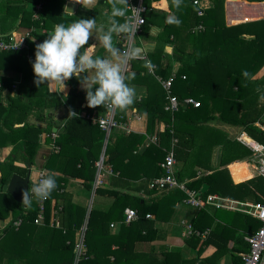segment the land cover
I'll list each match as a JSON object with an SVG mask.
<instances>
[{
    "label": "trees",
    "instance_id": "1",
    "mask_svg": "<svg viewBox=\"0 0 264 264\" xmlns=\"http://www.w3.org/2000/svg\"><path fill=\"white\" fill-rule=\"evenodd\" d=\"M67 1L1 0L0 33H6L18 21L17 27L32 29L31 35L37 38L36 44H39L57 23L68 24L78 18L94 17L98 23H107L110 6L106 0H94L92 6L82 3L74 14L64 12ZM158 1L143 0L145 23L139 35L143 40L155 43L153 50L146 54V59L155 65V69L149 73L143 66L144 60L130 62L129 73L133 78L129 83L145 86V96L136 98L134 105L127 110H116V119L122 123H129L134 114L143 116V132L125 134L113 130L105 147L103 165L110 169L111 181L125 182L128 186L131 181L144 180L147 192L150 195L159 192V196L146 201L100 185L95 194L113 198L106 210L92 207L87 213L85 205L73 203L70 194L64 191V183L69 179H78L87 189H92L104 132L84 117L67 118L54 140L57 153L49 152L43 165L52 171L55 169L53 165L60 163L57 165L59 175L53 174L58 187L43 202L45 224L34 223L39 206L35 198L23 207L7 192L0 195V222H5L0 227V264H74L75 245L85 220L83 252L77 264H204L211 261V258L186 261L177 249L149 246H146L147 250L137 249L140 244L154 241L157 233L154 221L145 216L166 221L173 214L176 204L185 199L184 193L178 189L157 191L149 188L150 181L163 173L159 163L165 150L173 151L178 180L185 181L187 188L200 192L203 184L209 186L201 196L217 194L264 202L254 192L258 190L264 197V179L251 180L254 190L244 183L233 185L226 170H217L211 165L214 147L221 148L220 165L250 153L236 139H230L217 124L236 127L239 132L264 146V133L254 125L264 117V78L254 79L264 66V18L238 23L249 19L228 14L229 23L238 24L226 26L224 0H210L212 5L204 7L200 16L197 15L198 7L193 3L195 0H184L179 11L171 7L170 0L167 9H157L155 5ZM37 5H40V10L36 12ZM173 12L182 21L179 26L165 23L166 17ZM237 12L234 14L238 15ZM153 27L159 28L155 36L150 35ZM117 39H121L119 46L123 47L124 40ZM36 44L29 39L26 41L31 59H35ZM167 46H171L170 53L166 51ZM103 51L100 48L95 55L102 56ZM174 62L177 67L173 70ZM245 70L250 73L247 78L242 75ZM7 72L11 76L6 75ZM172 74L175 79L170 96L177 99L179 106L176 111L169 112L164 110L168 101L159 79L165 80ZM182 76L185 78L182 79ZM18 80L22 82L21 90H17L14 97L7 95V104L3 106L2 92L10 91ZM34 80L32 65L25 51L0 53V148L12 147L8 156V173L3 174L0 182L3 185L14 169L12 161L16 159V154L26 165L34 164L40 146L39 135L52 133L54 122L51 119L40 127L27 121L30 114L35 112L38 117L39 110L42 114L45 108L62 105L75 112L86 108L87 112L95 110L104 113V107H87L86 91L76 90L78 79L75 77L68 80L70 89L65 97L49 93L47 82L37 88ZM186 98H193L199 106L184 104ZM147 136L156 138V142L151 143ZM12 154H15V159ZM125 208L136 211V221L123 223ZM195 209L186 225L200 233L206 228L211 229L200 246H213L216 249L214 259L228 252V241L233 239L231 263L242 264L241 254L249 250L245 237L259 228V222L210 206ZM51 210L56 213L58 228L48 225ZM215 218L224 223L237 222L232 225L235 229L214 223ZM17 220L21 223L14 227ZM111 222H120L116 232L110 231ZM194 237L187 234L185 241L190 243Z\"/></svg>",
    "mask_w": 264,
    "mask_h": 264
},
{
    "label": "crops",
    "instance_id": "2",
    "mask_svg": "<svg viewBox=\"0 0 264 264\" xmlns=\"http://www.w3.org/2000/svg\"><path fill=\"white\" fill-rule=\"evenodd\" d=\"M1 1V0H0ZM68 1H72L76 4V8L75 11L78 9V6L80 4H84L86 6H92L94 0H68ZM200 5H202L203 7H209L211 6V1L210 0H199ZM255 5V6H254ZM155 7L157 9H167L168 5L166 3L165 0H159L158 2H156ZM236 9V10H235ZM74 11V13H75ZM235 11L238 13V15L234 14ZM73 13V14H74ZM228 14L233 15L234 17H244V16H248L250 17L249 20H242L238 23H245V22H252V21H258L264 18V1L263 0H259V1H251V0H238V2L233 3L230 2L228 0H224L223 2V15H224V23L226 26H232L238 23H234L231 24L228 21ZM34 18H36V16H34ZM18 26V21L15 22V25L13 27H9L7 29V32L4 34L0 33V36H4L7 35L13 31H18V32H24L27 29H22ZM159 32V28L153 27L151 28L150 31V35L155 36L157 33ZM44 33V32H41ZM30 41H32L33 43H38L37 38H35L34 36L30 35L29 38ZM137 40H139V44L137 45L136 42ZM90 44H96L97 47L95 49L94 54H96V52L102 48V46L99 44V41L97 39V36L94 34L91 38H90ZM36 46V45H35ZM135 46L142 48L145 58H146V54L151 52L155 46V43L149 40H143L142 38L138 36H136L135 39ZM25 51L26 57L28 58V60L30 62H34L35 59H31L28 56V47L27 49L23 50ZM166 51L167 53H170L171 48L169 46L166 47ZM20 52V51H18ZM107 53L105 51H103L102 53V57L106 56ZM138 60H143V59H138ZM177 64H173V70L176 69ZM130 70V65H129V69ZM148 71V70H147ZM9 72H7L6 75L11 76V74H8ZM82 76H86L87 73L81 74ZM89 77L91 78L92 73L89 72L88 73ZM260 78H264V66L255 74L254 79H260ZM22 82L21 80L15 81L12 85V88L10 91L8 90H4L1 94V101L3 104H7V95H10L12 97H14L16 95L17 90L20 91L21 90V85ZM67 84V88L64 92H61V89L59 87V85L53 83L51 84V86L47 85L48 91L49 93H54L57 96L58 95H62L63 97L67 96L70 86L68 84V81L66 82ZM131 85H133L136 89V98H140L145 96L146 93V87L140 84H133L130 83ZM77 91H85L83 86L80 83V80L78 79V81L76 82V86H75ZM84 104L85 100L82 101ZM85 105V104H84ZM83 105V106H84ZM69 109L67 106H59V107H53V108H45L42 112V114L40 113V110L38 112L39 116L36 117V113L33 112L32 114H30L27 118V121L29 123H35L36 125L43 127L46 123L48 119H51L54 122V126L52 129V133H55V138L52 139L51 138V134H48L46 132H43L39 135V148L37 149L36 155H35V161H34V167H35V172H36V176L38 171L40 170H47L43 167L45 161L47 160V156L49 155V152H54L57 153L58 148L54 145V140L57 138L58 136V132L60 131L64 121L68 118V112ZM87 109H82L80 112L86 111ZM135 115L134 114L131 118V120H129V123H127L131 129L132 132H143V122H144V117L141 115L140 116V120H135ZM218 128H220V130L225 131V133L227 134V136L230 139H236L242 146H244L245 148H247L245 145H243L240 140L239 137L240 135L244 134L246 137H248L249 139H251L249 136H247L245 133L243 132H238L236 134V129L238 130V128H234L233 126H228V125H224V124H217L216 125ZM161 125H159V128L161 129ZM117 131V130H116ZM120 131V130H119ZM239 131V130H238ZM110 136V135H109ZM245 137V139H246ZM49 139L48 142H46L45 140ZM109 139V137H108ZM107 139V142H108ZM105 143V134H104V142H103V147H102V151L101 154L105 152V147L106 144ZM105 144V146H104ZM9 146H6L2 149H0L1 152V157H3L8 151H9ZM249 150V154L247 156H244L242 158H239L237 160H233L227 164H221L220 165V151L221 148L218 147H214L213 152H212V156H211V165L213 166V168L217 169V170H221L224 169L227 171V174L229 176V179L231 180V183L233 185H240V184H247L249 187H251V180L255 181L257 179H259L260 177H257L253 171V167L251 166V157H252V152L249 148H247ZM57 165H60V163H56V165H53L55 167L54 170L52 171H48V173H52V174H56L59 175L58 171H57ZM105 168H108L107 166H105ZM97 173V172H96ZM135 173V172H134ZM133 174V173H132ZM100 177H101V181L102 183L100 184L101 186L107 187L108 189H114V190H118L119 192L122 193H126L129 195H134L136 197H141L142 199L149 201L150 199H154L155 197L159 196V192L156 194H149L147 192V190L145 189L144 186V180H138V181H131L129 182L128 186L125 185V182H118L116 183L115 181H111V179H109V177L111 176L110 172L108 171H103L100 173ZM35 176V177H36ZM96 177V176H95ZM36 179V178H35ZM261 179V178H260ZM98 185V186H100ZM94 187V183L92 185V189H87L86 186L84 185V183L81 180L78 179H69L66 183H64V191L67 192L68 194H70L71 196V201L73 203H77V204H81V205H85L87 207V213H89L90 209L96 208L98 210H106L110 204L113 201V198L108 196V195H95V189L98 187ZM209 188V186H208ZM252 188V187H251ZM253 189V188H252ZM254 190V189H253ZM201 192V191H200ZM254 192L256 194H258L259 196H261V198L264 200V197L262 195H260V193L257 190H254ZM204 194V193H201ZM213 195H217V194H213ZM219 196V195H217ZM221 197V196H219ZM222 198H226L229 200H233V201H244V202H255L251 199H238V198H231V197H222ZM53 203V201H52ZM211 208V206H210ZM197 210L193 207H190L189 205H187L184 202L178 203L175 206L174 212L171 215V217L166 220V221H160V220H156L154 218V216H151V218L149 220L154 221V226L155 228H157V233L155 236V240L147 243V244H140L138 245V250H147L148 246L150 247H155V248H166V249H177L180 251L181 256L183 257V259H185L186 261H190L192 259H209L211 258V261L209 262H205L204 264H232V259H231V255H232V247H234V240L230 239L228 241V245H227V250L228 252H226L224 255L222 256H217L216 258H212L213 254L215 252V248L211 245L209 246H200L201 242L205 239V237H194V239L189 243L187 241H185L187 233H186V223H188L190 221V218H192L194 211ZM222 211H226L229 213H237V214H241V215H245L248 216L244 213L241 212H236V211H228V210H224V209H219ZM250 217V216H248ZM252 218V217H250ZM87 220H85L84 224L82 225V227L80 228V230H84L85 229V225H86ZM113 224H115V228H110L111 232H116V230L118 229V226L120 224V222H111ZM214 223H219L220 225H225V227L227 228H232L235 229L234 226L237 224V222H231V223H227V222H222L220 220H218L217 218L214 219ZM44 220L42 224H38L43 226ZM48 225L50 227H55L58 228L59 227V222L56 219V213H54V211L51 210L50 213V218L48 221ZM211 229L206 228L204 229L203 232L208 231L207 233H209ZM147 246V248H146ZM198 249H200V252L197 253Z\"/></svg>",
    "mask_w": 264,
    "mask_h": 264
},
{
    "label": "clouds",
    "instance_id": "3",
    "mask_svg": "<svg viewBox=\"0 0 264 264\" xmlns=\"http://www.w3.org/2000/svg\"><path fill=\"white\" fill-rule=\"evenodd\" d=\"M106 3L110 6L107 23H98L96 17L78 18L68 24L57 23L47 38L36 44L35 61L31 65L37 88L45 82L49 86L55 83L64 92L66 82L75 77L86 91L89 108L104 107L113 112L134 105L136 89L129 83L133 78L128 71L130 62L143 59L145 68L150 72L155 69V65L145 58L143 49L133 43L138 25L144 23L142 8L132 7L129 0H106ZM183 4L184 0H170L171 7L177 11ZM165 23L179 26L182 21L173 12L166 17ZM94 34L107 53L104 57L94 54L96 44H89ZM117 38L127 41V47L119 46L121 39ZM82 73L87 75L82 76ZM242 75L247 78L250 73L245 70ZM69 118H78V113L70 108ZM38 175L41 177L38 182L22 192L23 204L31 203L33 198L38 202L48 200L57 189L53 174L41 170Z\"/></svg>",
    "mask_w": 264,
    "mask_h": 264
},
{
    "label": "built area",
    "instance_id": "4",
    "mask_svg": "<svg viewBox=\"0 0 264 264\" xmlns=\"http://www.w3.org/2000/svg\"><path fill=\"white\" fill-rule=\"evenodd\" d=\"M197 7V15L200 16L203 14V6L200 5L199 0H195L193 2ZM129 4L134 8H142L141 17L145 12V7L143 6V0H129ZM40 10V5L36 6V12ZM131 15V13H130ZM36 16V14H35ZM37 17V16H36ZM143 23V24H144ZM138 25V30L136 32V36L141 34L142 25ZM201 26H199V29ZM32 29H27L24 32L13 31L5 36L0 37V53L1 52H16L27 49L26 41L30 38ZM18 32V34H16ZM135 44V40L133 41ZM6 45V46H5ZM123 47H127V41L123 42ZM149 73H153V71H149ZM182 79L185 77L182 76ZM175 75H170L167 79L162 80L159 79L161 86L166 92V97L168 104L165 105L164 110L169 112H174L178 109L179 103L174 96H170V90L172 88V84L174 82ZM183 103L186 105H192L193 107H198L199 102L195 101L193 98H186L183 100ZM78 113V117H84L91 121L92 124H96L105 134V143L111 132L113 130H120L125 134H129L132 132L131 127L127 123L118 122L116 119V110L113 112L108 111L104 108V113H98L93 110L92 112H76ZM135 120H140V116L135 115ZM261 132L264 133V117L261 120H258L254 124ZM51 138H55V133L51 134ZM147 139L151 143L156 142V138L148 137ZM249 141H246L244 134L240 135V142L249 148L252 152L251 157V166L253 167V171L257 177L264 179V146L257 143L256 141L247 138ZM105 146V144H104ZM165 155L163 160L159 163L160 168L163 173L160 177H157L150 181L149 188L155 189L157 191H167L171 189H178L184 193L185 199L184 203L194 208H203L206 206L214 207L215 209H224L228 211H236L244 213L259 222V228L252 234H249L245 237L246 243L249 245L248 252L241 254L242 264H264V202H244V201H233L226 198L219 197L217 195L208 194L206 196H201V192L195 191L193 189H189L186 186V182L179 181L176 174V161L173 156L172 150H165ZM104 153H102L99 157V160L96 162L97 173L94 181V187L100 185L101 175L100 173L103 171H108L111 173L109 168H105L103 165ZM40 170L38 171V173ZM37 173L35 183L41 178ZM34 183V184H35ZM43 202H39L38 206V214L34 220L35 224H42L44 220L43 215ZM123 223L129 224L133 221H136L138 215L136 211L125 208L123 211ZM146 219H150V215L145 216ZM21 223V220H17L14 222V227H18ZM110 228H115V224L111 223ZM208 231L200 233L199 231H193L189 225H186V233L193 234L196 237H205ZM83 230L82 234L75 245L76 249V257L74 264H77L79 261V257L83 252Z\"/></svg>",
    "mask_w": 264,
    "mask_h": 264
},
{
    "label": "flooded vegetation",
    "instance_id": "5",
    "mask_svg": "<svg viewBox=\"0 0 264 264\" xmlns=\"http://www.w3.org/2000/svg\"><path fill=\"white\" fill-rule=\"evenodd\" d=\"M3 106H5V104L2 103ZM4 148V147H3ZM9 151L3 156L1 157L0 154V182L2 180L3 174H7L8 173V165H9V159L8 156L11 155L10 151L12 149L11 146H9ZM2 149V148H0ZM1 153V152H0ZM12 158L15 159V154H12ZM12 166L14 169H12V173L10 174V177L7 181V183L5 185L0 183V195H3L5 192H7V184L11 178L12 175H17L21 178H25L26 174H27V168L30 169V175H29V180H28V188H31V186L35 183V178L33 179V181L31 180V171H35V167L34 164L28 166L25 164L24 160L22 159V157L17 153L16 154V159L12 161ZM35 173V172H34Z\"/></svg>",
    "mask_w": 264,
    "mask_h": 264
},
{
    "label": "water",
    "instance_id": "6",
    "mask_svg": "<svg viewBox=\"0 0 264 264\" xmlns=\"http://www.w3.org/2000/svg\"><path fill=\"white\" fill-rule=\"evenodd\" d=\"M76 8V4L72 1H67L64 6V12L68 14H73ZM71 13H70V12ZM1 37V36H0ZM30 175V169L27 168V174L25 178H21L17 175H12L8 184H7V193L10 197L16 202L21 204L23 207H26L27 204H23L22 192L28 188V180ZM208 189L207 184L201 186V193H205Z\"/></svg>",
    "mask_w": 264,
    "mask_h": 264
},
{
    "label": "rangeland",
    "instance_id": "7",
    "mask_svg": "<svg viewBox=\"0 0 264 264\" xmlns=\"http://www.w3.org/2000/svg\"><path fill=\"white\" fill-rule=\"evenodd\" d=\"M166 1V0H165ZM229 1V0H228ZM246 19H250V17H248L247 15L246 16H244ZM16 34H18V32L16 33ZM175 64H177L176 62H174ZM235 128V127H234ZM239 131L236 129V134L238 133ZM1 154V153H0ZM36 170V169H35ZM35 171H31V180L33 181V179L34 178H36L35 176H36V172L34 173ZM258 191V190H257ZM259 193H260V191H258ZM95 195H97V194H95ZM260 195H262V193H260ZM3 223H5V222H0V227H2V225H3Z\"/></svg>",
    "mask_w": 264,
    "mask_h": 264
},
{
    "label": "bare ground",
    "instance_id": "8",
    "mask_svg": "<svg viewBox=\"0 0 264 264\" xmlns=\"http://www.w3.org/2000/svg\"><path fill=\"white\" fill-rule=\"evenodd\" d=\"M244 137H246V136L244 135ZM247 138H248V137H246V141H249Z\"/></svg>",
    "mask_w": 264,
    "mask_h": 264
}]
</instances>
